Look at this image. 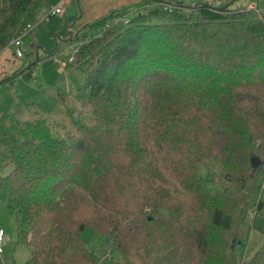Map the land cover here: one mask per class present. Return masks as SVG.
Returning <instances> with one entry per match:
<instances>
[{"label": "trees", "instance_id": "obj_1", "mask_svg": "<svg viewBox=\"0 0 264 264\" xmlns=\"http://www.w3.org/2000/svg\"><path fill=\"white\" fill-rule=\"evenodd\" d=\"M146 1L74 36L69 125L0 112V208L22 264H264V237L233 254L264 209V15ZM47 2L0 0V50Z\"/></svg>", "mask_w": 264, "mask_h": 264}, {"label": "rangeland", "instance_id": "obj_2", "mask_svg": "<svg viewBox=\"0 0 264 264\" xmlns=\"http://www.w3.org/2000/svg\"><path fill=\"white\" fill-rule=\"evenodd\" d=\"M56 1L48 0L42 10L22 27L34 24L44 10ZM172 1L174 0L166 2ZM256 1L258 8H264V0H234L230 6H248V2ZM155 4V1L146 0H65L62 13L36 26L33 38L30 37L31 33L21 37L24 57H16L12 47L7 45L0 50V112L17 115L20 119L40 116L49 122L69 125L62 108L81 86L83 72L66 61L79 43L74 36L79 35L81 26L92 23L113 10H119L126 20L145 5L152 7ZM195 4L197 3L191 5ZM35 46H39L36 54ZM35 57L37 61H34ZM29 63L32 64L30 67ZM248 221L250 226L246 230L245 239L236 244L233 250L236 263L248 258L261 244L264 237V209L260 214L248 216ZM0 229L3 231L0 255L8 264H22L29 256V247L25 244L14 245V216L2 208ZM81 236L93 247L94 253L102 254L101 248L106 245L103 236L88 228L83 229ZM95 264L112 263L100 256Z\"/></svg>", "mask_w": 264, "mask_h": 264}, {"label": "built area", "instance_id": "obj_3", "mask_svg": "<svg viewBox=\"0 0 264 264\" xmlns=\"http://www.w3.org/2000/svg\"><path fill=\"white\" fill-rule=\"evenodd\" d=\"M65 5V0H57L54 3H51L43 12L42 16L38 18L34 24L26 25L22 27L18 33L9 40L7 46L12 47L13 54L16 57H21L23 54V48L21 47V37L24 35H29L31 31L38 25H40L42 22L49 20L51 17L55 15H59L62 13V8ZM146 6V5H145ZM144 6V7H145ZM169 6V5H168ZM249 9H252L259 15H264V8H258L255 4H250L247 6ZM171 8V7H167ZM125 15L114 17L110 20V24H114L119 21L125 20ZM75 51V49H74ZM68 61L72 59V56L67 57ZM3 237V231L0 229V253H1V242ZM109 257V254L106 255V258Z\"/></svg>", "mask_w": 264, "mask_h": 264}, {"label": "water", "instance_id": "obj_4", "mask_svg": "<svg viewBox=\"0 0 264 264\" xmlns=\"http://www.w3.org/2000/svg\"><path fill=\"white\" fill-rule=\"evenodd\" d=\"M234 0H229L223 4H221L220 6H213L214 8H216L217 10H221V9H224L226 7H228ZM202 5H209L207 3H200ZM35 35V31L33 30L30 34V37L33 38ZM70 35V34H69ZM39 48V46H35L34 47V51H35V54H36V50ZM36 59V57L34 58V60ZM1 83V81H0ZM250 164L253 168L257 167L259 164H260V160L257 156L251 154L250 155Z\"/></svg>", "mask_w": 264, "mask_h": 264}, {"label": "crops", "instance_id": "obj_5", "mask_svg": "<svg viewBox=\"0 0 264 264\" xmlns=\"http://www.w3.org/2000/svg\"><path fill=\"white\" fill-rule=\"evenodd\" d=\"M174 1L175 2L180 1V2H183V3L187 4V5L204 2V3L210 4L212 6H220L221 4H223V3H225V2H227L229 0H212V1H210V0H174ZM248 4L249 5L250 4H255L258 7V2L257 1L254 2V3L253 2H248ZM263 7H264V5H263ZM4 62H7V61H4Z\"/></svg>", "mask_w": 264, "mask_h": 264}]
</instances>
